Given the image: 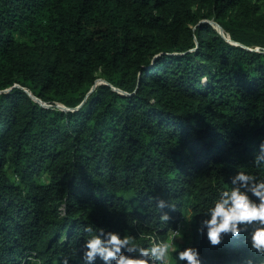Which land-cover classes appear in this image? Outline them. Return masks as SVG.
Instances as JSON below:
<instances>
[{
	"label": "trees",
	"instance_id": "1",
	"mask_svg": "<svg viewBox=\"0 0 264 264\" xmlns=\"http://www.w3.org/2000/svg\"><path fill=\"white\" fill-rule=\"evenodd\" d=\"M262 142L264 0H0V264H82L86 224L144 245L181 225L202 264H260L182 216L264 178Z\"/></svg>",
	"mask_w": 264,
	"mask_h": 264
},
{
	"label": "clouds",
	"instance_id": "2",
	"mask_svg": "<svg viewBox=\"0 0 264 264\" xmlns=\"http://www.w3.org/2000/svg\"><path fill=\"white\" fill-rule=\"evenodd\" d=\"M201 80L206 82L207 77ZM254 161L257 166L264 165V142ZM225 182L229 187L218 189L202 215H194L191 208L186 211L182 216L184 224L191 226L200 216L196 232L204 236L210 246L220 245L226 237H231L264 258V178L258 173L238 170ZM155 203L160 210L159 220L169 223L172 217L165 209L175 211L174 206L162 197L156 198ZM84 232L91 235L77 250L82 264H172L173 261L175 264H202L196 245L180 243L188 237L181 225L172 227L167 238L153 237L147 245L138 243L135 235L124 234L122 230L86 224ZM70 262H73L71 254L57 257V264ZM241 264H256V261L247 257ZM260 264H264V260Z\"/></svg>",
	"mask_w": 264,
	"mask_h": 264
},
{
	"label": "water",
	"instance_id": "3",
	"mask_svg": "<svg viewBox=\"0 0 264 264\" xmlns=\"http://www.w3.org/2000/svg\"><path fill=\"white\" fill-rule=\"evenodd\" d=\"M211 23H212L213 25H215L214 22H211ZM215 26H216L217 30L223 35V37H224L227 41H229V42L232 43V41L230 40V38H229V37H226V36L224 35V33H223V29H222L221 27L217 26V25H215ZM256 49H258V48H256ZM93 87H94V86H93ZM93 87H92L91 89H93ZM114 89H117V88H114ZM5 91H8V90H5ZM36 100L39 101L38 99H36ZM39 102L42 103L41 101H39ZM56 105H57V107H59L60 109L70 110V108L64 106L63 104L57 103ZM78 107H79V106H76L74 109H77Z\"/></svg>",
	"mask_w": 264,
	"mask_h": 264
},
{
	"label": "rangeland",
	"instance_id": "4",
	"mask_svg": "<svg viewBox=\"0 0 264 264\" xmlns=\"http://www.w3.org/2000/svg\"><path fill=\"white\" fill-rule=\"evenodd\" d=\"M106 82V80H104L103 78H99L98 80H97V83H101V82ZM183 229L185 230V231H187V227H183ZM190 238V236H189V234H188V237H187V239H189Z\"/></svg>",
	"mask_w": 264,
	"mask_h": 264
}]
</instances>
